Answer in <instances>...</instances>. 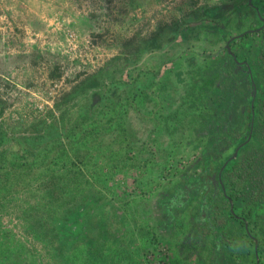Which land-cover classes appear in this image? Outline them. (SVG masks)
I'll return each instance as SVG.
<instances>
[{"label": "rangeland", "instance_id": "374dc122", "mask_svg": "<svg viewBox=\"0 0 264 264\" xmlns=\"http://www.w3.org/2000/svg\"><path fill=\"white\" fill-rule=\"evenodd\" d=\"M237 1L247 0H0V123L9 132L3 149L8 163L19 164L11 168L18 175L9 191L0 193V264L219 259L211 233L201 239L191 229L200 199L169 234L159 227L156 207L186 175H204L192 164L199 151L197 115L226 47L216 31L220 20L208 12ZM240 17L241 11L220 22L230 36L249 27ZM117 79L139 80L134 86L148 97L137 96L125 111L128 88ZM55 118L60 126L98 125L101 133L71 135L72 143L43 157L37 146L49 138L30 137ZM86 193L103 195L126 218L121 240L96 251L79 247L62 259L34 215L58 212ZM243 250L238 247L230 264H255L254 254Z\"/></svg>", "mask_w": 264, "mask_h": 264}, {"label": "trees", "instance_id": "16d2710c", "mask_svg": "<svg viewBox=\"0 0 264 264\" xmlns=\"http://www.w3.org/2000/svg\"><path fill=\"white\" fill-rule=\"evenodd\" d=\"M255 4L264 6V0H253L249 5ZM216 7L209 9V16L215 17ZM220 9L219 7V17L225 20L224 16L227 10L222 12ZM243 9V5H236L231 14L241 11L239 23L246 20ZM261 14L264 17V10ZM256 19L259 24H262L259 16ZM218 29L219 31L223 30L227 39L229 33L220 25ZM243 31L244 29L241 30V32ZM222 39L224 38L222 37ZM230 48L233 54L227 48L223 49L224 54L230 57V62L226 63L223 59L224 56L220 59L217 68L213 71L219 74L218 79L215 82L211 79V82H214V87L199 104V108H202V111L197 115L200 123L197 135L199 151L192 164L194 168L203 169L204 175L201 174L198 177L186 175L184 183L201 180L205 185L199 195L197 191L196 198L200 199V209L203 205L207 208L206 214L211 217V222H213L208 234L211 233L215 247L223 248L218 252L219 259H216L215 263L217 264L219 260L226 261L225 258L235 256L232 242L236 241H232V239L237 238L235 233L237 226L236 224L232 225V222L239 221L243 227L247 225V229L244 228L247 237L257 238L260 264H264V28L259 32H248L234 38L230 43ZM240 63L243 65L239 67ZM244 70H246V74L244 73L245 75L242 77L241 72ZM199 80L200 90H205V87L202 86L204 79L199 78ZM112 81L128 88L127 98L123 102L126 105L125 111L137 96L145 94V90L141 87L139 89L138 84L134 86L135 81L139 80L125 82L117 79ZM254 87L257 88V92L253 114L251 101ZM144 97H148L147 93ZM243 107H246L245 113L242 112ZM66 111L68 110L62 111L63 117ZM121 114L120 110L115 113L114 117H109V121ZM88 117L89 115L86 116V118ZM58 120L55 118L52 122L46 121L39 130L40 134L30 137L39 142L49 138L48 141L43 142V146L42 143H40L41 146H37L40 148L39 153L45 152L43 157H47L53 151L59 152L65 142L72 143L71 135L80 134V137H88L101 133L98 125L91 128L82 124L60 126L57 123ZM252 125L251 139L245 143ZM55 127L58 128L57 131H54ZM59 127H63V130L60 131ZM8 135V130L0 123V193L8 192L12 179L18 175L11 168L19 167V164L8 163L3 149ZM241 143L244 144L239 149L238 156L228 161ZM28 151L34 153L31 149ZM36 156L38 157V154ZM53 156L55 157L56 154ZM226 161L228 163L222 169ZM24 164L26 163L21 165ZM220 173L221 176H219ZM214 174L219 180L218 191L204 183L207 178L210 179L208 182H212L211 177ZM230 200H232L234 212L231 211ZM190 204H192V200L188 205H184V211L191 206ZM200 209L198 216L202 213ZM39 216L38 218V214L34 215L35 226H40L46 236L51 238L56 246L57 255L62 259L71 255L79 247L88 251H96L109 243L118 245L123 227L127 222L112 203L106 201L103 195L96 193H86L74 205H67L60 211L47 214L44 217ZM113 219L120 223L116 228L112 226ZM227 225L229 229L231 227V232L226 230ZM242 246L246 248V242L243 241ZM246 251L249 256V250ZM226 253L228 256H225ZM223 256H225L224 259ZM4 264L12 263L8 260Z\"/></svg>", "mask_w": 264, "mask_h": 264}, {"label": "flooded vegetation", "instance_id": "af4514ba", "mask_svg": "<svg viewBox=\"0 0 264 264\" xmlns=\"http://www.w3.org/2000/svg\"><path fill=\"white\" fill-rule=\"evenodd\" d=\"M238 2L239 1H237L235 3H229V4H226V5H217V7L215 8V21L218 22L220 20L219 23H216L217 24L216 31L220 32L221 37H223L226 40V47L225 48H227V49H228V44L230 45L231 41L234 38L239 37V36H243V35H241L242 33L246 34L248 32L249 33L259 32V31H261L264 28V17L261 14V12H263V10H264V6H260L259 4H255V5L251 6V5H249L250 4L249 0H247L245 2V5H243L244 6L243 11L246 14L245 15L246 16V20H242V22L244 21L246 24H248L249 27L247 29H245L243 32H240L237 35L230 36V34H228V38L226 39L227 36L224 35L223 30L219 31V29H218L219 25L224 28L223 24L220 23V22L223 21V18L219 17L220 13H218V10H219V7L221 8L220 10L222 12H226V10H227V12L225 13V16H224V18L226 20L228 17L231 16L235 6L239 5ZM259 13H260V15H259ZM258 16H259V18H260L259 20L262 22V24H259L258 20L256 19ZM228 51L231 54H233L231 52V50L228 49ZM223 56H224L223 59L225 60L226 63L230 62V60H231L230 57H228L226 54H224ZM242 65H243V63H240L238 66L240 67ZM245 71L246 70L241 72L242 73V77H244V75L246 74ZM236 72H239V71L236 70ZM250 74H251V72H250ZM255 90L257 92V88L256 87H254L253 94L255 93ZM252 99H253V96H252ZM251 105H252V101H251ZM245 111H246V107H243L242 108V112L245 113ZM222 169H223V167H222ZM211 178L213 179V180H211L212 182H208V180H210V179L207 178L204 183L208 184L210 187H213L216 191H218L219 190V180L216 179V174H214ZM194 183H196L197 185H193ZM202 183L203 182L201 180H198V181H189V182H186V184L185 183L184 184H179V185H177L174 188V192L172 194L166 195L165 197H163V200L158 202L156 208L160 212L159 213V217H160V219H159V227H160V229H161V231L163 233H168L169 234L172 231L171 230L172 225L176 224L177 219L180 218L181 213L185 210V206H184L185 204L188 205L191 202V200H192V203H194V202L199 200L198 198H196V196H197V191H198V195H199L200 194L199 192H201L202 188L205 186ZM200 211L202 213H201L200 216L197 215L198 217L193 219V223H195V225H193V227H191V229L195 230V236H197V238L200 237L202 239V238H204L205 235H208V233H209V231L211 229V226L213 225L212 224L213 222H211V217L208 214H206L208 211H207V208L204 205L201 207ZM202 223H204V225H207L208 228L206 226V229H204ZM197 224H199V226H196ZM235 224L237 226L236 229H235V233L237 234V238L236 239H232V241H236V242H232L233 243V249L235 251V255L239 257L238 247H241V249H243L242 245H243V241H244V242H246V245H247L245 249L249 250V252H250L249 255L250 254H254V256H253V258L255 259L254 263L255 264H260V257H259V254H258V240H257V238H253L252 239L250 237H247L246 231L244 229L245 227L247 229V225L245 227H243L242 223H240L239 221L235 222V223L232 222V225H235ZM238 243H240L241 245H236ZM188 247H192V246L189 245ZM222 250H223V248L221 246H217L216 250H214V252L216 251V253H218V252H220ZM246 250H243L244 251V256L250 257V256L247 255V251ZM180 254H182V253L180 252ZM230 257L231 258H225L226 261L225 260H223V261L219 260V262L217 264H220L222 262H223V264L224 263L225 264H230L234 256H230ZM239 259H240V261H243L242 258H239ZM200 261H202V260H200ZM204 262L205 261H203L202 264H205ZM213 264H216V263H213ZM241 264H243V263H241Z\"/></svg>", "mask_w": 264, "mask_h": 264}, {"label": "water", "instance_id": "95a60500", "mask_svg": "<svg viewBox=\"0 0 264 264\" xmlns=\"http://www.w3.org/2000/svg\"><path fill=\"white\" fill-rule=\"evenodd\" d=\"M249 2H250V4H251V3H252V0H249ZM259 14H260V13H259ZM244 34H245V33H242L241 35H244ZM228 49L231 50L229 44H228ZM235 59H236V56H235ZM255 95H256V90H255V93L253 94L252 105H251V106H252L251 108H252V112H253V114H254V99H255ZM253 122H254V119L252 120V124H253ZM252 131H253V125H252V128H251V130H250L249 136H248L247 140L245 141V143L251 139ZM243 144H244V143H241L240 145L237 146V148L235 149L233 155L228 159V161L231 160V159H234V158H236V157L238 156L239 149L241 148V146H242ZM228 161L225 162L223 168L226 166V164L228 163ZM220 176H221V173H220ZM230 202H231V210H232V212H234V207H233L232 200H230Z\"/></svg>", "mask_w": 264, "mask_h": 264}]
</instances>
